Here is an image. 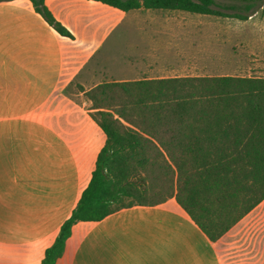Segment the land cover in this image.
Segmentation results:
<instances>
[{"label":"crops","instance_id":"1","mask_svg":"<svg viewBox=\"0 0 264 264\" xmlns=\"http://www.w3.org/2000/svg\"><path fill=\"white\" fill-rule=\"evenodd\" d=\"M44 5L73 38L30 0L0 2V264H40L90 180L106 135L84 92L102 82L193 76L184 72L202 58L174 43L185 26L123 25L150 9L98 0ZM116 34L147 41L112 56L119 69L94 62ZM55 264H264V198L214 241L174 197L78 221Z\"/></svg>","mask_w":264,"mask_h":264},{"label":"trees","instance_id":"2","mask_svg":"<svg viewBox=\"0 0 264 264\" xmlns=\"http://www.w3.org/2000/svg\"><path fill=\"white\" fill-rule=\"evenodd\" d=\"M30 1L56 32L73 38L44 0ZM98 1L123 11L180 10L239 20L248 17L242 11L264 3ZM84 96L106 140L88 184L40 264H55L74 223L101 220L132 205L153 206L174 197L214 241L264 198V78L221 75L110 81L86 90Z\"/></svg>","mask_w":264,"mask_h":264},{"label":"rangeland","instance_id":"3","mask_svg":"<svg viewBox=\"0 0 264 264\" xmlns=\"http://www.w3.org/2000/svg\"><path fill=\"white\" fill-rule=\"evenodd\" d=\"M215 2L224 6L233 4L241 6L231 0H215ZM223 10L234 11L225 8ZM242 12L248 15L245 20L230 16L181 11L165 14L158 9H150L148 12L140 10L134 15L133 21H128L123 25L134 27L185 26L182 33L174 34V43L186 45L185 47H189L191 52L202 58L199 63L193 62L188 72L184 74L264 78V3ZM117 36L119 37L115 38ZM145 37L146 35L141 34L113 35L97 54L94 62L105 58L110 60L108 63L110 69H115L120 63L112 60L111 57L120 52H128L134 44L145 45L147 41ZM108 47L112 49L109 50ZM88 107L91 108V102L88 103ZM91 110L94 111V109Z\"/></svg>","mask_w":264,"mask_h":264}]
</instances>
